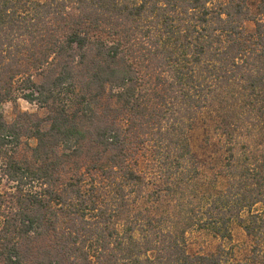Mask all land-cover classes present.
Segmentation results:
<instances>
[{"label":"trees","instance_id":"16d2710c","mask_svg":"<svg viewBox=\"0 0 264 264\" xmlns=\"http://www.w3.org/2000/svg\"><path fill=\"white\" fill-rule=\"evenodd\" d=\"M17 99L45 121L7 123ZM203 111L213 177L189 139ZM0 217V264H240L186 249L234 220L264 256V0H0Z\"/></svg>","mask_w":264,"mask_h":264},{"label":"rangeland","instance_id":"374dc122","mask_svg":"<svg viewBox=\"0 0 264 264\" xmlns=\"http://www.w3.org/2000/svg\"><path fill=\"white\" fill-rule=\"evenodd\" d=\"M30 1L43 2L45 0ZM218 1L221 2L224 0ZM248 2L251 10L254 11L256 0H248ZM245 27L248 31H252L254 24L253 22H247ZM40 80L41 78L39 76H35L34 81L36 83ZM19 113H28L32 116L31 118L23 119V121H27V124L30 125L39 120L42 122L45 121L47 116V113L39 109L36 104L28 103L22 99H17L15 102H8L3 106V115L7 123H11ZM189 139L193 154L203 170L210 177L215 176V174H223L222 166L225 147L215 116L206 111L199 113L189 131ZM35 145L36 140L34 138L23 137L19 146L15 149V157L20 160L29 159L30 149ZM147 158L143 159L146 167H148L146 162ZM5 186V182H3L2 188L5 189L8 187V185ZM222 186L223 178L219 177L217 187L221 189ZM258 209V206L253 208L254 211ZM241 217L246 218L247 212H243ZM2 221L3 219L0 217V227L2 226ZM229 232V239H220L207 230L194 228L186 234L187 252L190 255H210L216 253L220 248H223L234 262H239L240 264H264V256L254 252V243L246 235L238 220L232 221L229 226Z\"/></svg>","mask_w":264,"mask_h":264}]
</instances>
